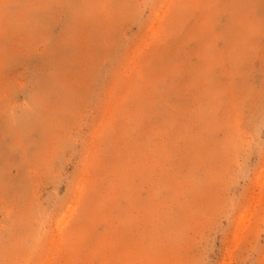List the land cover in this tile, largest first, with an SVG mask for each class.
<instances>
[{"label":"rangeland","instance_id":"374dc122","mask_svg":"<svg viewBox=\"0 0 264 264\" xmlns=\"http://www.w3.org/2000/svg\"><path fill=\"white\" fill-rule=\"evenodd\" d=\"M0 264H264V0H0Z\"/></svg>","mask_w":264,"mask_h":264}]
</instances>
